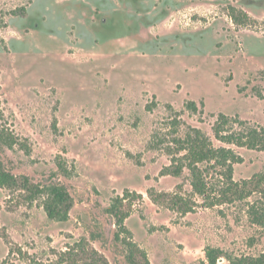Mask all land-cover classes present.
Returning a JSON list of instances; mask_svg holds the SVG:
<instances>
[{"label":"rangeland","instance_id":"374dc122","mask_svg":"<svg viewBox=\"0 0 264 264\" xmlns=\"http://www.w3.org/2000/svg\"><path fill=\"white\" fill-rule=\"evenodd\" d=\"M0 20V166L74 199L61 221L48 195L0 185V264L264 253L250 214L261 192L211 205L187 169L166 170L199 128L241 159L236 182L264 172L263 149L214 131L224 118L230 132L264 128V0H0ZM207 174L224 186L223 171ZM118 197L127 230L107 210Z\"/></svg>","mask_w":264,"mask_h":264},{"label":"trees","instance_id":"16d2710c","mask_svg":"<svg viewBox=\"0 0 264 264\" xmlns=\"http://www.w3.org/2000/svg\"><path fill=\"white\" fill-rule=\"evenodd\" d=\"M3 22L0 20V28ZM194 104V103H192ZM1 116V115H0ZM227 119L218 120L214 127L217 139L226 143H235L238 145H247L250 148H259L264 150V128L250 127L246 131H228L224 129ZM178 155L182 156L173 159L174 163L166 170L174 176H181L187 169L191 173L194 190L201 194H215L211 205L222 202H232L236 199L247 198L255 192H261L264 196V172L255 175L253 178L245 180L240 184L233 177L234 164L240 162V158L232 148L214 146L211 139L199 128H193L192 133L185 139L179 141ZM223 171L224 186L219 187L216 183L208 180L207 168ZM17 176L6 171L0 166V185L14 186L19 185ZM21 187L28 190L32 196L46 194L48 200L45 202V211L52 219L66 221L69 219L70 211L73 206V196L67 187L59 183H51L40 186L33 183L28 176L22 177ZM19 185V186H20ZM179 197L177 196V199ZM120 197L114 199L111 206L107 209L109 213L115 216L116 222L120 228L126 229L125 218L119 209ZM252 220L264 227V205L253 203L250 206ZM208 257L212 262L221 258L220 253L215 250L208 252ZM231 258V257H230ZM131 259V258H130ZM232 264H264V253L257 257L250 258H231Z\"/></svg>","mask_w":264,"mask_h":264},{"label":"built area","instance_id":"2783aa9c","mask_svg":"<svg viewBox=\"0 0 264 264\" xmlns=\"http://www.w3.org/2000/svg\"><path fill=\"white\" fill-rule=\"evenodd\" d=\"M222 260L224 261V258ZM218 261H219V259H218Z\"/></svg>","mask_w":264,"mask_h":264}]
</instances>
